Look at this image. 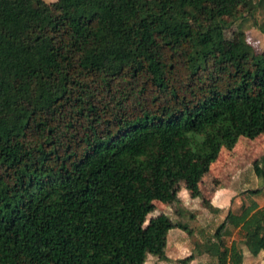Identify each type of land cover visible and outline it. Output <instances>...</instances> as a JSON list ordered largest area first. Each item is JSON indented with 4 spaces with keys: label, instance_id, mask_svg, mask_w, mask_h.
<instances>
[{
    "label": "trees",
    "instance_id": "obj_1",
    "mask_svg": "<svg viewBox=\"0 0 264 264\" xmlns=\"http://www.w3.org/2000/svg\"><path fill=\"white\" fill-rule=\"evenodd\" d=\"M258 10L264 0H0V264L170 261L169 234H195L178 182L219 211L204 174L264 128V49L213 30L252 19L264 32ZM253 167L260 185L201 246L215 264H244L245 248L264 258V155ZM156 202L178 220L148 218Z\"/></svg>",
    "mask_w": 264,
    "mask_h": 264
},
{
    "label": "rangeland",
    "instance_id": "obj_2",
    "mask_svg": "<svg viewBox=\"0 0 264 264\" xmlns=\"http://www.w3.org/2000/svg\"><path fill=\"white\" fill-rule=\"evenodd\" d=\"M51 4L59 0H46ZM137 0H131L133 4ZM256 17L261 20L264 12L258 10ZM204 16L202 21H204ZM216 37L223 38L228 46L235 43L239 36H246L257 49H264V32L260 31L252 19L238 22L230 32L219 34L218 29H213ZM211 40L209 35L206 43ZM264 155V128L256 138L239 137L232 149L222 147L210 170L204 174L199 187L202 195L219 211H213L202 203L201 198L191 197L185 187L184 181H179L177 189L182 203L178 210L186 208V213L181 219L188 223L195 234L190 235L181 229H174L168 236L167 255L170 261H161L159 257L149 255L147 264H215L216 259L206 253H201L202 244L207 241L206 234H213L217 227L226 218L229 210H240L243 200L239 194L247 188H256L260 185L254 172V161ZM260 205L264 204L263 195L254 197ZM178 210L175 205L156 202V210L148 218L165 212L178 220ZM225 240L228 245L239 239V230L229 224L225 230ZM244 264H264V258L253 256L245 248Z\"/></svg>",
    "mask_w": 264,
    "mask_h": 264
},
{
    "label": "crops",
    "instance_id": "obj_3",
    "mask_svg": "<svg viewBox=\"0 0 264 264\" xmlns=\"http://www.w3.org/2000/svg\"><path fill=\"white\" fill-rule=\"evenodd\" d=\"M264 205V204H263ZM245 256H246V253H245Z\"/></svg>",
    "mask_w": 264,
    "mask_h": 264
}]
</instances>
